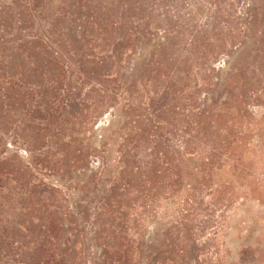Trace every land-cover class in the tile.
<instances>
[{
	"label": "trees",
	"instance_id": "16d2710c",
	"mask_svg": "<svg viewBox=\"0 0 264 264\" xmlns=\"http://www.w3.org/2000/svg\"><path fill=\"white\" fill-rule=\"evenodd\" d=\"M136 10L130 0H0V181L27 200L42 264L65 263L53 258L58 239L71 264H142L158 233L153 211L185 190L181 166L200 157L194 133L175 134L177 150L155 120L171 59L163 47L142 65L152 36ZM187 112L208 120L206 109ZM201 139L212 166L229 158V134ZM186 221L164 229L163 264L184 256ZM157 255L145 264H161Z\"/></svg>",
	"mask_w": 264,
	"mask_h": 264
},
{
	"label": "rangeland",
	"instance_id": "374dc122",
	"mask_svg": "<svg viewBox=\"0 0 264 264\" xmlns=\"http://www.w3.org/2000/svg\"><path fill=\"white\" fill-rule=\"evenodd\" d=\"M130 2L137 6L132 17L152 36L150 48L140 50L142 65L149 52L163 47V58L171 59L166 82L172 89L156 101L155 120L177 150L182 140L175 134L194 133L196 154L200 153L181 166L187 174L185 190L153 211L158 233L142 264L149 252L157 253L163 264L164 229L180 218L187 220L188 237L184 256L172 255L176 264H264V0ZM158 44L163 45L157 48ZM216 82L222 85L207 87ZM229 95L232 102L223 104ZM203 109L209 114L205 123L190 120L187 110L198 114ZM207 129L231 139V146H226L229 158L222 155L214 166L201 143ZM72 176L73 171L67 180ZM187 182L196 189L186 190ZM1 187L0 264H42V234L27 200L16 196L8 181H0ZM63 241H56L53 258L63 256L64 264H71V251ZM174 245L175 250L178 244Z\"/></svg>",
	"mask_w": 264,
	"mask_h": 264
}]
</instances>
